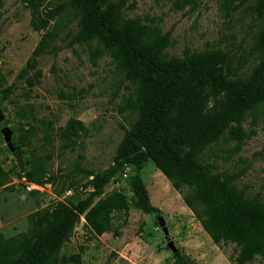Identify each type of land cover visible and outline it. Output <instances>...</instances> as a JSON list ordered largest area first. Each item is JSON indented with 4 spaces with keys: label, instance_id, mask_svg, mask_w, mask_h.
<instances>
[{
    "label": "rangeland",
    "instance_id": "obj_1",
    "mask_svg": "<svg viewBox=\"0 0 264 264\" xmlns=\"http://www.w3.org/2000/svg\"><path fill=\"white\" fill-rule=\"evenodd\" d=\"M110 3L142 28L144 38L168 35L169 56L209 58L230 80L247 81L264 71V0ZM79 18L70 0H3L0 8V234L29 238L75 214L56 264H73L74 255L81 264H172L177 255L197 264H233L237 248L212 242L152 161L140 176L159 213L137 206L130 186L135 169L122 158L126 150L130 155L126 134L138 119L137 109L127 105L132 90L103 43L70 45ZM209 93L204 87L201 98L211 107L218 101ZM241 126L239 150L233 138L222 139L205 157L219 171L243 172L240 188L264 199V103ZM4 127L12 131L22 168L7 148ZM27 172L34 181L26 180ZM116 193L127 208L111 210L110 231L95 234L88 211ZM248 264L263 263L256 256Z\"/></svg>",
    "mask_w": 264,
    "mask_h": 264
},
{
    "label": "trees",
    "instance_id": "obj_2",
    "mask_svg": "<svg viewBox=\"0 0 264 264\" xmlns=\"http://www.w3.org/2000/svg\"><path fill=\"white\" fill-rule=\"evenodd\" d=\"M70 3L80 11L79 30L70 45L103 43L132 90L127 105L137 109L138 119L126 134L125 142H132L130 155L126 150L122 158L135 169L130 186L137 206L144 213H159L140 176L143 165L152 161L181 193L212 242L219 248L230 244L237 248L233 264H248L256 256L264 264V199L240 188L243 172L219 171L205 157L222 139L233 138L236 150L241 148L242 122L264 103V71L247 81L227 79L209 58L167 55L168 35L144 38L142 28L126 19L110 0ZM204 87L220 104L208 106L201 98ZM25 177L34 181L32 172ZM125 208L121 194L100 199L86 215L90 230L98 235L109 232V212ZM76 218L66 216L63 224L52 222L46 232L29 238L6 239L0 234V264H56V250ZM72 262L81 264L80 256H72ZM172 264L197 263L177 255Z\"/></svg>",
    "mask_w": 264,
    "mask_h": 264
},
{
    "label": "water",
    "instance_id": "obj_3",
    "mask_svg": "<svg viewBox=\"0 0 264 264\" xmlns=\"http://www.w3.org/2000/svg\"><path fill=\"white\" fill-rule=\"evenodd\" d=\"M2 116V113H1V108H0V117ZM1 133L3 135V138H4V141L7 145V148L10 152H12L13 154V157L16 159V162L18 164V166L20 168H22L23 166V163H22V158H21V154L20 152H18L17 150H15L14 148V145L11 141V138H12V131L8 128V127H4L1 129ZM157 223H158V226L161 228L163 234L165 235V237L168 236V229L165 225V220L162 216H158L157 217ZM168 247L172 250V251H175V248H174V245L172 242H168Z\"/></svg>",
    "mask_w": 264,
    "mask_h": 264
}]
</instances>
